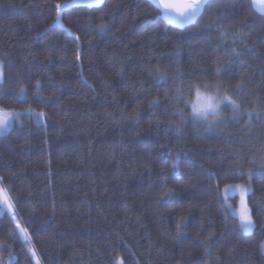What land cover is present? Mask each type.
Here are the masks:
<instances>
[{
  "label": "trees",
  "instance_id": "16d2710c",
  "mask_svg": "<svg viewBox=\"0 0 264 264\" xmlns=\"http://www.w3.org/2000/svg\"><path fill=\"white\" fill-rule=\"evenodd\" d=\"M70 1L0 0V101L45 113V124L24 118L0 136L12 203L0 210V264H35L25 236L40 264H264V17L246 0H210L195 27L179 29L155 21L149 0H105L57 18L55 5ZM233 48L243 63H230ZM157 68L168 82H156ZM205 83L260 119L237 123L225 106L217 127L193 123L187 109L181 124L180 101ZM161 151L185 154L179 175L169 164L161 178ZM232 184L252 186L253 234L225 214ZM168 189L174 199L160 203Z\"/></svg>",
  "mask_w": 264,
  "mask_h": 264
},
{
  "label": "snow or ice",
  "instance_id": "6c2138e0",
  "mask_svg": "<svg viewBox=\"0 0 264 264\" xmlns=\"http://www.w3.org/2000/svg\"><path fill=\"white\" fill-rule=\"evenodd\" d=\"M96 2V0H93ZM248 7L250 10L257 12L260 16L264 17V0H246ZM210 3V0H181V2H173V0H149V6H157L158 15L154 18L155 21L161 20V18L166 22L167 25H176L181 28L185 26L195 27L199 23V17L203 14L205 7ZM71 7L70 4H56L55 11L57 18L60 17L61 11L63 8ZM50 27H52L50 25ZM101 31L104 29L103 23L99 25ZM211 27V25H206V29ZM71 35V33L69 32ZM223 35V34H222ZM234 37L238 40L242 41V36L244 35L242 32H236L233 34ZM76 40H79V37H76ZM77 48H79V44H77ZM246 51H251L250 49H246ZM231 55L234 60L231 62L243 63L244 61L240 59L244 53L237 51L235 48L231 50ZM4 64L0 61V92H2L3 85L5 83L4 80ZM216 72H220V68L217 67ZM156 82L158 83H166L167 77L160 73L159 68L156 70ZM182 73H178L177 78L182 77ZM171 83H176V80L171 81ZM220 84L216 85H208L207 83L201 84H192L190 86L189 96L183 99L182 102L184 104V108H178L177 113L179 114L180 123L183 124L185 122V109L188 110L187 115L191 118L193 123H197L200 125H207L209 128L217 127L218 125L212 123V121L217 120L222 117V109L223 107H230L233 113V119L236 120L237 123L240 121L237 117L246 115L248 126L251 125L253 119H260V111L253 107L251 109H243L241 108V101L234 98L232 95L220 92ZM40 88V81H36V89L37 91ZM18 92L16 93L17 98H23L26 96L24 87L18 86ZM237 95L242 89L240 85H237ZM176 99L180 100V97L183 95L182 89L176 88ZM194 93V95H193ZM167 95V94H166ZM159 101H153V104H157ZM4 101H0V134L6 133L14 123L21 120L23 113L17 111L13 107H5ZM24 112L31 116H35L37 119H41L45 117V113L43 111L36 113L34 109L27 108L24 109ZM211 117V120H210ZM174 127V130L179 131V126L175 125V122H171V125ZM184 153H178L175 160L170 159L172 156L171 151H161L158 155V159L162 165L161 178H166L167 173L163 171V168L167 165L171 164V172L172 175H179V166L182 163L181 157L184 156ZM255 167V162H253ZM259 172H264V163L259 165L257 169ZM208 175L211 176V171L208 172ZM249 177L255 175L254 172L249 171ZM237 191L240 193L241 199V208L239 211L231 210V206L227 204L228 194L234 195ZM252 189L250 187H245L241 185L236 186H226L224 189L225 196L222 197L221 202L223 203L226 211V215L230 214L233 217H238L239 219V229L243 233H252L255 229V222L253 216L251 214L250 209L247 206V202L245 200V196L250 193ZM8 189L3 187L2 178H0V204L7 206L9 210L12 209V203L7 196ZM174 199V190L168 189L164 194L163 198L159 201L160 203L167 204L171 200ZM19 227V225H17ZM180 225H177L179 228ZM21 232H24L21 229ZM28 250L31 254L30 259L35 260V264H40V260L37 254V251L32 246L30 236L24 237ZM209 240L211 241V236H209ZM215 241H212L214 243ZM205 251L204 255L207 257L209 255V249L211 247L210 243H205L203 245ZM260 251L264 254V241H261L259 245ZM218 259V258H217ZM113 264H124V260L120 257H117Z\"/></svg>",
  "mask_w": 264,
  "mask_h": 264
},
{
  "label": "rangeland",
  "instance_id": "374dc122",
  "mask_svg": "<svg viewBox=\"0 0 264 264\" xmlns=\"http://www.w3.org/2000/svg\"><path fill=\"white\" fill-rule=\"evenodd\" d=\"M100 1L101 0H96V2H93V0H72V1H70L68 3H66V4H70V5L71 4H82V3L94 4V3H99ZM173 2L179 3V2H181V0H173ZM20 112H22V111H20ZM22 113H23V115H22L21 120L16 122V123H14L13 126L6 133H2V134H0V136H4V135L8 134L16 126V124L21 123L24 118H29V115L27 113H25L24 111ZM36 113H39V112H36ZM31 117H33L36 120V122L38 121L37 123L45 124V117L41 118V119H37L34 115L31 116ZM236 185L250 187L252 189V186L246 185V184H232V185H228V186H236ZM224 189H223V197L225 196ZM251 193H252V191L245 196V200L247 202V206H248L249 209H250V207H249L248 200H249V195ZM0 199H2V196H0ZM235 199L237 201V204L234 203ZM227 204L231 206V210H235V211H239L240 210V208H241V199H240L239 191H237L234 195L228 194ZM0 210L6 211L7 210V206H4V205L0 204ZM236 218H238V217H236ZM255 229H256V225H255ZM255 229H254V231L252 233H246V234H249V235L253 234L255 232Z\"/></svg>",
  "mask_w": 264,
  "mask_h": 264
},
{
  "label": "water",
  "instance_id": "95a60500",
  "mask_svg": "<svg viewBox=\"0 0 264 264\" xmlns=\"http://www.w3.org/2000/svg\"><path fill=\"white\" fill-rule=\"evenodd\" d=\"M104 1L105 0H101L99 3H94V4H89V3H82V4H71V7H79V6H83V7H100L104 4ZM155 6V5H154ZM71 7H68V8H71ZM157 8V6H155ZM68 8H63L61 13L65 10V9H68ZM61 15V14H60ZM60 18V17H59ZM200 18V17H199ZM198 18V19H199ZM60 23V19L58 20V24ZM169 26H173L175 28H179V29H183V28H186V27H189V26H185L183 28H181L180 26H176V25H169Z\"/></svg>",
  "mask_w": 264,
  "mask_h": 264
}]
</instances>
